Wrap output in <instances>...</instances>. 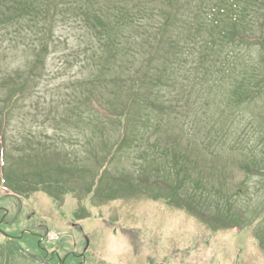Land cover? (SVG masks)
I'll list each match as a JSON object with an SVG mask.
<instances>
[{"label": "rangeland", "instance_id": "rangeland-1", "mask_svg": "<svg viewBox=\"0 0 264 264\" xmlns=\"http://www.w3.org/2000/svg\"><path fill=\"white\" fill-rule=\"evenodd\" d=\"M161 5L152 3L147 14L152 30L166 20L160 13L169 8ZM49 17L54 40L41 84L9 111H1L0 97V228L15 238L0 231V264H264V170L258 169L264 166V94L236 104L231 77L215 67L211 77L195 74L193 56L177 44L169 55L179 61L172 76L158 67L150 72L167 81L158 83L155 97L172 105L176 117L163 122L158 135V113L135 107L130 140L136 148L111 158L119 130L110 123L99 128L91 113L110 96L88 83L104 72L93 71L89 62L91 45L99 43L74 10ZM177 28L173 22L166 33L179 41ZM7 51L0 56V74L25 66L21 50ZM260 55L257 50L254 58L262 64ZM110 60L105 52L100 62ZM6 92L0 85V96ZM165 145L180 152V166H186L179 175L174 152H156ZM37 173L61 178L63 190L6 191L4 176L18 180ZM176 179L189 193L197 191L206 215L165 196L171 195L165 181Z\"/></svg>", "mask_w": 264, "mask_h": 264}, {"label": "trees", "instance_id": "trees-1", "mask_svg": "<svg viewBox=\"0 0 264 264\" xmlns=\"http://www.w3.org/2000/svg\"><path fill=\"white\" fill-rule=\"evenodd\" d=\"M154 1L0 0V56L8 55L9 48L21 50L25 55V66L19 67L18 72L0 74V85L8 89L0 96L5 105L1 111H9L12 106L15 108L27 98L31 90L41 84L40 80L46 72V58L54 40V16L52 19L49 16L71 10L79 16H85L82 23L99 43L98 48L91 45L89 62L93 71L103 67L105 73L101 71L103 75L94 76L88 83L94 90L104 88L110 96L105 101H98L91 113L99 128L110 123L119 130L118 138L109 147L111 158L126 149L136 148L133 145L135 142L130 140L132 125L136 120L133 114L135 107L147 113H158L155 124L158 135L161 134L159 127L162 123H168V120L176 117L172 105H161L155 97L159 91L155 89L158 83L164 86L167 81L154 77L150 72L152 68L158 67L163 75L172 76L174 66L179 61L172 60L169 55L177 44H181L185 54L193 56L190 67L195 74L205 73L211 77L212 67H215L220 73L231 77V91L236 104L245 105L264 94V0H167L168 4L160 0L169 9L160 13L166 19L160 23L161 28L159 26L160 29L152 30L147 14L152 3H159V0ZM164 6L161 5L159 9H164ZM51 7L56 11L51 10ZM173 22L182 34L179 41L169 32L166 33ZM257 50L261 54L259 59L262 64L254 58ZM105 52H108V59L111 60L103 66L100 60L105 57ZM119 52L122 54L118 62L116 58ZM159 58H162L160 65L157 64ZM140 59L144 63L137 66ZM145 88L149 93L144 91ZM123 94L125 99H122ZM128 141L133 143L125 147ZM170 148V145H165L157 148L156 152L168 155L173 151V167L179 175L180 169L186 165L180 166V152ZM180 155L185 158L184 153ZM101 166L106 167L105 164ZM244 166L251 167L250 164ZM258 169L264 170V166ZM144 176L147 178L150 175ZM122 177L127 179L124 175ZM185 177L190 176L186 174ZM8 181L18 190L28 192L41 187L57 192L62 191L65 185L61 178L42 173L18 180L9 175ZM23 182L27 188L21 184ZM165 182V186L171 188V195H165L168 199L192 213L199 209L198 215L201 217L206 215L203 214L206 212L200 211L202 209L198 204L200 201L196 200L199 195L196 190L189 193L185 182L179 179L175 180V184L171 180ZM180 190H184L187 196L180 195ZM175 196L180 197V200L177 201ZM10 250L16 252L13 246Z\"/></svg>", "mask_w": 264, "mask_h": 264}]
</instances>
